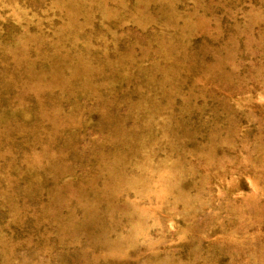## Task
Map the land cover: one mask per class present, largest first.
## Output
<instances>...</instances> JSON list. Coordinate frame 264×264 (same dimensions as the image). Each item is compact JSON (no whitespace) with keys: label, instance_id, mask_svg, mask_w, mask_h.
<instances>
[{"label":"rangeland","instance_id":"1","mask_svg":"<svg viewBox=\"0 0 264 264\" xmlns=\"http://www.w3.org/2000/svg\"><path fill=\"white\" fill-rule=\"evenodd\" d=\"M0 264H264V0H0Z\"/></svg>","mask_w":264,"mask_h":264}]
</instances>
